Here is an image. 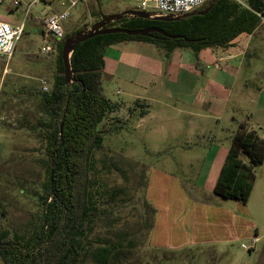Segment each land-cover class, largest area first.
<instances>
[{"label": "rangeland", "instance_id": "374dc122", "mask_svg": "<svg viewBox=\"0 0 264 264\" xmlns=\"http://www.w3.org/2000/svg\"><path fill=\"white\" fill-rule=\"evenodd\" d=\"M142 4L143 0L80 1L63 22L65 34L90 29L102 17L141 10ZM27 8L23 3L10 11L9 1L0 7L3 20L24 25L12 58L0 56V232L10 228L24 233L31 228L47 181L43 142L33 126L44 116L39 104L54 83L57 50L43 53L41 29L47 15L64 8L60 0L38 2L29 13ZM183 50L165 53L153 44L125 42L105 52L104 94L123 102L108 120L119 119L129 128L109 134L95 152L91 176L101 216L90 240L95 245L113 234L109 230L132 231L137 246L126 264H264V164L253 167L256 187L248 204L217 195L213 186L219 170H208L207 182L208 171L202 169L210 146L218 145L221 156L229 151L241 120L264 138V22L233 90L248 85L255 99L262 98L258 103L242 100L239 105L232 98L224 104L226 91L207 78L212 69ZM159 54L161 64L154 60L159 61ZM190 62L197 64V71L190 69ZM204 95L212 105L193 101ZM138 98L151 108L140 125V119L129 115ZM243 109L256 111L255 120L250 121ZM243 160L250 164L248 157ZM144 199L155 211L146 213ZM139 227L147 232L146 239H141ZM254 237L259 239L256 244Z\"/></svg>", "mask_w": 264, "mask_h": 264}, {"label": "trees", "instance_id": "16d2710c", "mask_svg": "<svg viewBox=\"0 0 264 264\" xmlns=\"http://www.w3.org/2000/svg\"><path fill=\"white\" fill-rule=\"evenodd\" d=\"M213 5L206 15H196L177 22H162L128 17L109 27L144 29L156 25L173 35L194 40L169 39L159 36L110 34L97 36L77 46L71 58L75 82L65 83L62 48L66 38L56 43V75L39 104L40 116L33 126L43 142L41 160L47 181L39 196L41 211L31 228L18 233L10 228L0 232L2 264H126L137 246L132 231L109 230L111 236L100 238L93 245L90 236L100 219L101 209L95 199L96 186L91 174L95 152L107 136L127 128L119 119L111 120L123 102L108 99L103 91L104 55L108 47L129 40L153 43L171 52L190 49L198 58L209 48H228L242 34H254L262 23L264 0H208L201 9ZM203 12V11H202ZM41 33L45 36L44 27ZM187 33L191 34L188 35ZM150 112L143 100H136L129 115L138 121ZM243 156L250 160L245 163ZM264 163V138L248 122L239 123L220 171L214 192L228 199L247 203L254 188L253 167ZM53 173V176H52ZM146 213L152 210L144 199ZM155 211V210H154ZM154 213V212H153ZM138 231L143 230L138 228ZM141 239L147 238L143 232ZM136 241V242H135Z\"/></svg>", "mask_w": 264, "mask_h": 264}, {"label": "crops", "instance_id": "0c3cea01", "mask_svg": "<svg viewBox=\"0 0 264 264\" xmlns=\"http://www.w3.org/2000/svg\"><path fill=\"white\" fill-rule=\"evenodd\" d=\"M11 10L12 9H10V11ZM55 12H60V11H55ZM256 31L254 34H251V35H248V34L240 35L238 38H236L232 42L231 46L228 48L205 49L199 53L198 58L195 57V54L192 50L185 49V48H176V49L172 50L171 52H167L165 49L160 48L159 46H157L153 43L145 42V41L129 40V41H123L120 43H125V42H129V43L134 42V43H141V44L149 43V44L155 45L160 50L162 49V51L165 53L166 52L167 53H172V52L178 53V51H182L183 49L185 51L188 50L187 51L188 53L193 52L194 58L198 61L197 64L203 63V65L205 64V66H207L208 69H212L211 72L207 73V75H208L207 78L209 80V83L210 84L211 83L216 84V82H219V85L226 91V97L224 98L225 99L224 104H229V102L232 100V98L234 99V102L236 104H239V105L244 102L242 100H245L246 101L245 103H253L254 104L256 101H257V103L260 100L262 101V98L258 97V100L255 99V97H253L252 92L250 93V91H248V85H246L244 88H239L234 93H233V90L235 88L234 83H235V81L238 80V78L241 74V71L243 69L245 57H247V53H249V49H250L251 44L253 42ZM244 35H246L245 39L242 38ZM120 43H116L114 45H117ZM154 60H156L157 63L161 64L163 62V56H160V54H159V61L157 59H154ZM189 64H191V66H192V67H190V69H193V67H196V70H194V71L198 70L197 64L195 62H190ZM172 65H174V64H172ZM159 73H160V70H159ZM191 73H193V72H191ZM179 74H180V68L178 67L176 70V77H178ZM232 80L234 81L233 83H232ZM262 91L264 92V89ZM118 93H120V91H118ZM206 95H209V94H206ZM206 95L203 96L202 100H199L194 96L193 101H195V99H196V103L202 104L203 106L207 105V103L209 105L211 103V100ZM137 100H143V99L138 98ZM143 101H145V100H143ZM193 101H191V104H193ZM221 101H222L221 103L223 104L222 99H221ZM145 102L148 104L147 101H145ZM211 105H212V103H211ZM167 106H169V105H167ZM261 107L264 109V103L262 104ZM208 108H211V106H209ZM262 108H261V110H262ZM150 114H151V108H150V112L138 121V125L142 124L149 117ZM243 114L247 115V118L250 117L249 118L250 121L255 120L256 111L252 112V111H250V109H249V111H244V109H243ZM194 117L202 118V116H200V115H195ZM206 118H208V117L205 116V119ZM243 122H248V121H246V120L240 121V123H243ZM208 152L209 153H208L207 157L205 158V161L203 162L204 165H203L202 169H204V170L206 169L207 171L208 170L212 171L213 168L217 167V169L220 172L223 165H224V162L226 160L228 152H226L224 154V156H221L220 155V153H222L221 148L218 145L210 146ZM210 174L211 173L208 171L207 182L210 179ZM219 175H220V173H218V175L215 177L216 181L218 180ZM215 185L213 187H215ZM254 187H256V186L254 185ZM253 192H254V188H253L251 196H253ZM250 199H251V197L249 198L248 202L250 201ZM248 202L246 204H248ZM258 240H259L258 238L254 237L252 240L253 244H256L257 242H259Z\"/></svg>", "mask_w": 264, "mask_h": 264}, {"label": "built area", "instance_id": "2783aa9c", "mask_svg": "<svg viewBox=\"0 0 264 264\" xmlns=\"http://www.w3.org/2000/svg\"><path fill=\"white\" fill-rule=\"evenodd\" d=\"M9 1V8L27 5V13L31 7L38 2H52L54 0H0V7ZM83 0H60L61 6L64 8L61 12L52 13L43 19V27L46 30L44 41L45 47L42 49L44 54H50L54 51L57 41L65 38V30L63 22L70 17V10ZM208 0H143L141 11H148L153 8L154 12L172 15H184L200 9ZM264 22V15L258 14ZM24 25L13 26L8 21L0 17V56L9 61L16 49L17 43L23 33ZM53 38V40L51 39ZM43 89L48 90L47 81L43 82Z\"/></svg>", "mask_w": 264, "mask_h": 264}, {"label": "water", "instance_id": "95a60500", "mask_svg": "<svg viewBox=\"0 0 264 264\" xmlns=\"http://www.w3.org/2000/svg\"><path fill=\"white\" fill-rule=\"evenodd\" d=\"M212 7L213 5H211L208 9L204 10L203 12H199L198 14L206 15L207 13H209ZM196 14H197L196 12H191L189 14H184V15H172V14H164L160 12H147L138 9H131L112 16L102 17V19L96 24H94L90 29H87L82 32H78L74 36L66 38L62 48V60L64 64L65 83L67 85L72 84L76 80L71 64V58L74 50L77 48L79 44L86 42L87 40L97 36H104L110 34H126L128 36H152V33L156 32L162 35L163 37L169 39H174V40L183 39L186 42L194 41L184 35L170 34L161 28L130 30L127 28L106 27L107 25H110L113 22L122 20L127 17H138L141 19H148L152 21L177 22L186 19L188 17L194 16Z\"/></svg>", "mask_w": 264, "mask_h": 264}, {"label": "flooded vegetation", "instance_id": "af4514ba", "mask_svg": "<svg viewBox=\"0 0 264 264\" xmlns=\"http://www.w3.org/2000/svg\"><path fill=\"white\" fill-rule=\"evenodd\" d=\"M211 6V5H210ZM210 6H207L206 8H204V9H198V10H196V11H194V12H202V11H204V10H206V9H208ZM128 18V17H127ZM110 25H107L106 27H109ZM147 28H159V26H156V25H149V26H147L146 28H144V29H147ZM162 29V28H161ZM160 34L159 33H156V32H154V33H152V36H159ZM162 36V35H161Z\"/></svg>", "mask_w": 264, "mask_h": 264}]
</instances>
